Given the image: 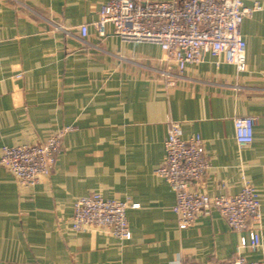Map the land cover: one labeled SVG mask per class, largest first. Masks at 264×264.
<instances>
[{
    "label": "crops",
    "instance_id": "obj_1",
    "mask_svg": "<svg viewBox=\"0 0 264 264\" xmlns=\"http://www.w3.org/2000/svg\"><path fill=\"white\" fill-rule=\"evenodd\" d=\"M107 0H0V148L38 143L69 125L53 170L20 185L0 166V264H191L231 259L239 233L217 211L179 229L174 193L154 174L164 159L169 119L199 134L209 162L193 188L235 194L242 176L258 191L264 259V0L243 19L246 70L206 56L167 88L147 66L157 44L123 40L93 26ZM164 1V0H150ZM86 24L82 38L78 26ZM20 74V76H17ZM256 117L238 146L233 118ZM221 185L224 188L221 189ZM99 192L138 204L126 212L131 237L70 229L73 201Z\"/></svg>",
    "mask_w": 264,
    "mask_h": 264
},
{
    "label": "built area",
    "instance_id": "obj_2",
    "mask_svg": "<svg viewBox=\"0 0 264 264\" xmlns=\"http://www.w3.org/2000/svg\"><path fill=\"white\" fill-rule=\"evenodd\" d=\"M260 9L259 3L246 6L243 0H107L101 5L93 26L99 37H105L110 26L111 32L123 40L157 44L162 55L157 65L147 67L171 88L188 65L202 63L206 56L212 58L215 66L227 63L238 72L245 71L246 44L240 25L245 17ZM78 31L82 38L86 37L87 25H79ZM255 122L252 115L233 118L238 146L252 142ZM71 128L66 125L38 143L3 145L0 166L20 185L34 186L53 170L62 139ZM163 149L164 159L154 174L166 181L174 193L171 210L178 228L186 229L198 215L217 211L228 227L239 233L231 259L191 264H264L262 258L248 260L242 254V249L255 251L261 245V203L252 182L242 176L240 190L235 194L213 195L193 188L209 167L204 141L199 134L184 138L176 120L167 121ZM136 207L138 204L129 199L105 198L99 192H92L73 201L70 229H97L121 241L128 240L131 233L126 212Z\"/></svg>",
    "mask_w": 264,
    "mask_h": 264
}]
</instances>
